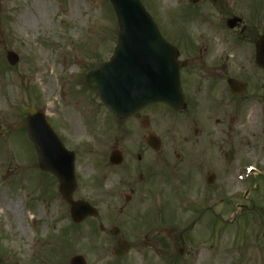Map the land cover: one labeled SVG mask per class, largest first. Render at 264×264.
<instances>
[{
	"label": "rangeland",
	"instance_id": "374dc122",
	"mask_svg": "<svg viewBox=\"0 0 264 264\" xmlns=\"http://www.w3.org/2000/svg\"><path fill=\"white\" fill-rule=\"evenodd\" d=\"M141 1L168 40L188 25L190 0ZM118 34L110 0H0L1 264H69L76 255L87 264H112V243L107 245L95 228L72 221L57 179L40 169L28 137L27 110L43 112L64 145L76 152L74 198L99 210L113 207L108 200L118 204L119 189L107 185L106 171L109 148L121 134L118 120L85 79L89 68L113 55ZM9 52L19 58L15 65ZM203 112L169 132L157 128L163 137L199 138L204 167L191 179L162 178L147 205L155 216L163 209L160 203H170L172 221H181V227L196 219L194 235L184 234L179 264H264V97L259 107L250 102L231 130L230 118L223 127L215 111ZM229 151L235 156L227 164ZM209 174L216 176L211 185ZM159 258L163 264L165 257Z\"/></svg>",
	"mask_w": 264,
	"mask_h": 264
},
{
	"label": "flooded vegetation",
	"instance_id": "af4514ba",
	"mask_svg": "<svg viewBox=\"0 0 264 264\" xmlns=\"http://www.w3.org/2000/svg\"><path fill=\"white\" fill-rule=\"evenodd\" d=\"M189 2L193 8L186 15L188 25L169 40L179 50L184 106L158 103L129 118H117L121 134L109 148L106 171L107 185L119 189L118 204L108 200L113 207L107 210L95 206L98 215L81 223L98 230L107 245L112 243L113 254L118 245H126L127 253L114 254L112 264H136V256L140 264H161L160 256L165 257L163 264H179V255L186 251L185 232L194 235L196 219L181 227V221H172L168 202L160 203L163 209L154 216L147 197L165 177L191 179L202 172L199 138L163 137L157 128L169 132L185 119L194 122L197 113L200 117L203 111H215L218 125L225 127L230 118V129L250 102L258 107L263 103L264 68L257 53L264 39V0Z\"/></svg>",
	"mask_w": 264,
	"mask_h": 264
},
{
	"label": "water",
	"instance_id": "95a60500",
	"mask_svg": "<svg viewBox=\"0 0 264 264\" xmlns=\"http://www.w3.org/2000/svg\"><path fill=\"white\" fill-rule=\"evenodd\" d=\"M195 3L201 0H193ZM120 25L119 42L111 59L86 72L89 87L97 92L106 107L121 118H128L148 105L163 102L176 109L183 106L178 49L168 42L141 0H111ZM15 65L19 58L8 53ZM258 63L264 68V39L258 45ZM28 133L37 150L40 167L52 173L60 182V191L71 206L75 223L95 216L97 210L88 202L74 200L77 190L76 153L68 150L47 122L43 112L35 107L27 111ZM227 162L233 152L226 154ZM116 163H120L119 161ZM214 177L210 176L209 183ZM116 254H125L120 244ZM1 264V262H0ZM70 264H87L82 255Z\"/></svg>",
	"mask_w": 264,
	"mask_h": 264
},
{
	"label": "bare ground",
	"instance_id": "6f19581e",
	"mask_svg": "<svg viewBox=\"0 0 264 264\" xmlns=\"http://www.w3.org/2000/svg\"><path fill=\"white\" fill-rule=\"evenodd\" d=\"M53 92H54V90L52 89V90H51V93H53Z\"/></svg>",
	"mask_w": 264,
	"mask_h": 264
}]
</instances>
